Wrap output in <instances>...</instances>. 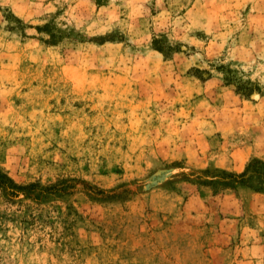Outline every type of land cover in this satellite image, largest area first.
<instances>
[{
  "label": "rangeland",
  "instance_id": "374dc122",
  "mask_svg": "<svg viewBox=\"0 0 264 264\" xmlns=\"http://www.w3.org/2000/svg\"><path fill=\"white\" fill-rule=\"evenodd\" d=\"M0 170V264H264V0H0Z\"/></svg>",
  "mask_w": 264,
  "mask_h": 264
},
{
  "label": "trees",
  "instance_id": "16d2710c",
  "mask_svg": "<svg viewBox=\"0 0 264 264\" xmlns=\"http://www.w3.org/2000/svg\"><path fill=\"white\" fill-rule=\"evenodd\" d=\"M158 42H159L158 39H155V38L152 39L151 44H152L153 49L160 52L163 55V57H166V54H167L166 50L163 49V47H161V45ZM243 175H244V172H241L239 174L228 173V174H226V176L229 179L228 180L222 179V181L219 182V185L222 187H228L230 184V180H235L237 182L242 183V176ZM9 185L10 186H16L12 182V180L9 177H7L3 171L0 170V188L4 190V189H7L9 187Z\"/></svg>",
  "mask_w": 264,
  "mask_h": 264
}]
</instances>
